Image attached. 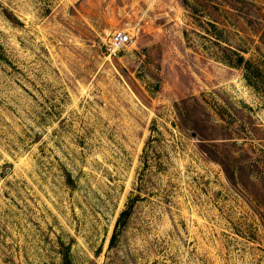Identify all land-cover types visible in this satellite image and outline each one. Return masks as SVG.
Listing matches in <instances>:
<instances>
[{"label":"rangeland","instance_id":"1","mask_svg":"<svg viewBox=\"0 0 264 264\" xmlns=\"http://www.w3.org/2000/svg\"><path fill=\"white\" fill-rule=\"evenodd\" d=\"M66 258L264 264V0H0V264Z\"/></svg>","mask_w":264,"mask_h":264},{"label":"trees","instance_id":"2","mask_svg":"<svg viewBox=\"0 0 264 264\" xmlns=\"http://www.w3.org/2000/svg\"><path fill=\"white\" fill-rule=\"evenodd\" d=\"M231 52L238 57V60L233 61L232 58H227L225 61L229 65H231V66H238L239 67V66L243 65V63L248 64L245 61L244 57L241 56L240 54H238L236 51H232L231 50ZM245 68H246L247 71H250V68L249 67H245ZM129 213H130V210L129 209L128 210H125V211H123L121 213V215H120V217L118 219V222H117V226L124 220V218H126L129 215ZM117 235H118V231H117V227H116V229L114 231V234H113V237H112V245H113V243H115V240L117 238ZM65 261H66L67 264H69L68 263V258H66Z\"/></svg>","mask_w":264,"mask_h":264},{"label":"built area","instance_id":"3","mask_svg":"<svg viewBox=\"0 0 264 264\" xmlns=\"http://www.w3.org/2000/svg\"><path fill=\"white\" fill-rule=\"evenodd\" d=\"M130 40L131 37L127 33L121 31L115 32L110 39V48L118 49L125 46Z\"/></svg>","mask_w":264,"mask_h":264}]
</instances>
